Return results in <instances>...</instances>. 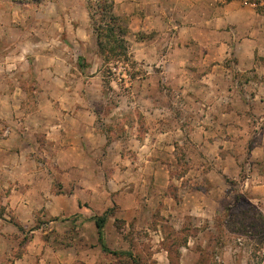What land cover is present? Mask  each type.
Wrapping results in <instances>:
<instances>
[{
    "label": "rangeland",
    "instance_id": "374dc122",
    "mask_svg": "<svg viewBox=\"0 0 264 264\" xmlns=\"http://www.w3.org/2000/svg\"><path fill=\"white\" fill-rule=\"evenodd\" d=\"M110 3L125 49L114 42L105 56L99 0H0V254L28 251L26 264L37 252L46 264H264V57L240 68L233 52L203 47L225 32L198 28L173 51L181 24L195 22L177 17V0L159 2L174 15L165 19L155 5L143 19L133 3ZM208 93L220 94L215 109ZM52 119L66 127L56 145L43 136ZM86 121L105 144H80ZM102 215L106 247L126 256L93 243Z\"/></svg>",
    "mask_w": 264,
    "mask_h": 264
},
{
    "label": "crops",
    "instance_id": "0c3cea01",
    "mask_svg": "<svg viewBox=\"0 0 264 264\" xmlns=\"http://www.w3.org/2000/svg\"><path fill=\"white\" fill-rule=\"evenodd\" d=\"M177 1H179L180 3L178 5L179 10H177V14H178L177 17L182 20L194 19L195 22H194V25L189 26V27L185 26L188 23H182L181 24L182 26L180 25L181 31L178 33V35L182 36L181 47H179L178 42L175 40L176 42L173 44V47H174L173 51H175V49L185 48L184 40L186 38H189L190 34L192 35L191 29L198 28L204 31H207V30L212 31L213 33L218 34V37L219 35L222 34V32H225L224 34L229 36V38H227L225 41H219L217 43L214 42L213 45H210V44L207 45L208 42H206V43H203V47L213 46L214 48L215 46L220 51L223 50L225 55H227L228 52L229 53L233 52V55H236V57L239 56L240 58L238 59L239 65H241L239 66L240 68H242L243 66L247 67L248 64H250V67L253 66L255 55L257 56V58L264 57V9L263 11H258L255 3H252L249 0H177ZM159 2L161 3V0H114V3L120 4V7L123 6L124 9H126L125 7H127L129 3H133L134 6L135 7L137 6L138 9L141 11L142 15L140 14V16H142L141 18L143 19L145 18L148 19L152 17L151 15L147 14V7L149 5L156 6L157 10L154 12V17H156L157 19H165V17L167 18L174 17V15H172L171 12H167L166 8L160 5ZM259 4L263 5L264 0H260ZM165 10L166 12H164ZM223 28H224V31L222 30ZM227 28H229L230 30L229 32H227L228 30ZM213 75L214 74H209V75L205 74L203 75V80L207 82H211ZM52 78L56 79L58 77L56 78L52 77ZM58 79L62 81L61 78H58ZM248 82L251 83L253 81L249 80ZM208 94L209 96L211 95L210 96L211 98H209V96H207V98H209V100L211 101V105H213V108L215 109L214 105L216 104L217 100H219L220 94L219 95L215 93H212V94L208 93ZM256 97L257 95L255 94L250 96L252 100L255 99ZM208 107L209 106H207V108ZM37 112L41 113L42 115L47 114L43 112V110H41L40 108ZM53 113L54 112L49 113L48 117L50 119L51 117H53ZM47 122L49 123L48 128L44 132L45 135L43 136L45 137L46 140L50 141V143H52L53 145H56V142H57L56 135H55L57 134L56 132H59V134L61 133V135L64 136L63 133L65 132L66 127L62 128L61 130L57 128L60 126L58 122L54 120L52 121V123H50L49 121ZM40 125H42V123H40ZM82 126L84 127V129L88 130L87 133H85L84 129L78 128L79 134L77 135V139L78 141H80V144L82 143L81 145L83 147L85 146L94 147L96 142H98L99 145L105 144L106 135L105 133H103L102 131L94 127V122L86 121L84 122L83 125H81V127ZM75 127H78V125H76ZM25 129L32 130L33 128L25 127ZM26 139H28V141H31L30 138H26ZM7 140L8 139H5L4 141H7ZM67 140L69 141V143H73L76 141L75 139L71 137V134H69V139L67 138ZM21 141H18V143ZM185 175L186 173L181 175L178 179L182 180L185 177ZM136 194H137L136 190L127 192V195H129L127 197V201H130L131 199H135ZM177 194L178 195L183 194L182 188L177 189ZM165 198H170V197H165ZM28 205L21 204V207L28 208L29 207ZM157 205L158 203L156 204V206ZM125 206H126L125 211H123L124 212L123 219L125 220L126 223L127 222L129 223L131 222L132 218H127L126 216L131 211L132 208L129 206V204H125ZM156 206L154 207L156 208ZM133 210L134 211L139 210V205L138 204L137 206L135 205ZM171 210H174L173 207ZM163 211H167V210L162 208L161 212ZM168 211L170 210L168 209ZM135 215L137 217V214ZM97 242H98V239L96 236L93 243L95 244ZM103 242H104V239H103ZM28 253L29 252L27 251L21 255L22 257H17L16 259L12 258L13 261L10 260L8 253L0 254V264H26L27 261H26L25 256H29ZM118 254H122L126 256V254L123 252H118ZM34 255L35 257L37 256L34 264H46V261L44 258L45 257L44 252L42 253L37 252V253H34ZM74 258L75 256L71 257L68 261H66V263L57 258H54L53 260L50 261L49 264L51 263L71 264V262L73 264L75 262Z\"/></svg>",
    "mask_w": 264,
    "mask_h": 264
},
{
    "label": "trees",
    "instance_id": "16d2710c",
    "mask_svg": "<svg viewBox=\"0 0 264 264\" xmlns=\"http://www.w3.org/2000/svg\"><path fill=\"white\" fill-rule=\"evenodd\" d=\"M99 1L101 4L100 9L98 11L99 18L97 19L96 25L94 24L97 46L100 49L101 54L102 55L105 54V56H108V53H110L111 51H116L115 50L116 45L118 46V49L120 47V53H123L121 52V49H125L123 37L119 36V34L121 35V32H119V34L116 35L114 24H112V22H115L118 19V17L114 16V14L112 13L111 3L107 4L108 5L107 6L106 0H99ZM249 1L256 4L258 11H263L264 4H263V8H259L257 6L260 0H249ZM114 42H116L115 43L116 45L114 44ZM105 220H106V215L98 216L95 218V226L98 235L97 239L98 242L100 243L101 248L105 252L115 255L118 254V252L107 248L102 239L103 238L102 228Z\"/></svg>",
    "mask_w": 264,
    "mask_h": 264
}]
</instances>
